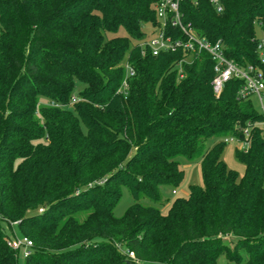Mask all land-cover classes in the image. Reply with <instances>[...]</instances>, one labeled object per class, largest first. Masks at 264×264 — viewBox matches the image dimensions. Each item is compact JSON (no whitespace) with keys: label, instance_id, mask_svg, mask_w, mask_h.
<instances>
[{"label":"trees","instance_id":"obj_1","mask_svg":"<svg viewBox=\"0 0 264 264\" xmlns=\"http://www.w3.org/2000/svg\"><path fill=\"white\" fill-rule=\"evenodd\" d=\"M159 1L0 0V264H19L13 222L32 241L24 264H264L261 131L236 151L242 175L219 140L244 138L263 116L237 96L239 79L214 94L207 52L142 45ZM218 1L221 11L181 0L183 22L238 64L257 63L264 0ZM181 158L201 159L204 185L163 213L161 187L182 180ZM123 188L133 201L115 216Z\"/></svg>","mask_w":264,"mask_h":264},{"label":"built area","instance_id":"obj_2","mask_svg":"<svg viewBox=\"0 0 264 264\" xmlns=\"http://www.w3.org/2000/svg\"><path fill=\"white\" fill-rule=\"evenodd\" d=\"M181 0H160L155 5V11L159 23L153 27V37L143 42L153 55L161 52H175L182 49L191 54L207 52L214 62V76L211 81L214 94L219 97L225 85L232 79L241 80L237 90V96L242 99L255 100L259 107L258 112L263 119L248 123L243 129L244 138L235 135H228L223 138L225 143L240 141L243 143L242 150L247 151L249 148V135L252 129L258 127L264 140V38L260 39L257 46V63L238 64L226 55L225 44L222 40L215 42L201 36L190 23H184L180 11ZM217 10L221 11L222 6L218 0H211ZM178 29L182 36H175L168 32V28ZM181 66V62L179 63ZM134 69L127 65L126 76H132ZM128 86L126 78L122 82V88ZM7 244L17 250L21 246L25 248L24 256L29 253L32 247V241L23 236L18 238L13 236L7 240ZM129 257L134 258L132 251H127Z\"/></svg>","mask_w":264,"mask_h":264},{"label":"rangeland","instance_id":"obj_3","mask_svg":"<svg viewBox=\"0 0 264 264\" xmlns=\"http://www.w3.org/2000/svg\"><path fill=\"white\" fill-rule=\"evenodd\" d=\"M143 32L146 36V39L149 40L151 37H153V28L150 22H146L142 26ZM257 34L260 38H264V35L261 31V29L257 26L256 27ZM123 32V31H122ZM121 32V33H122ZM82 84L78 83L75 88V94L81 89ZM49 105V101L46 98H42L40 102V106ZM253 105L255 108L259 109L257 106V102L253 100ZM220 141H223V138L219 139ZM218 139L210 138L206 141L207 146H211L214 143H216ZM225 143V142H224ZM243 143L240 141H234L230 143H225L224 149L221 154L222 160L226 163L227 167L236 171L238 174L242 175L245 171L244 164L236 157V151L238 149H242ZM181 167L184 170L183 178L178 183V185H163L161 187V192L163 196V200L165 201L163 204H160L159 207L163 213H167L170 203L175 198H184L187 197L189 194V188L190 186H199L203 187V177H202V170H201V159H194V160H188L185 158L180 159ZM132 198L126 188L122 189V194L117 201V203L114 206V214L115 216H121L124 211L127 209V207L132 203ZM4 226L7 227V224L4 223ZM10 229V230H9ZM6 232L9 237L16 236L18 238H21V234L18 233V228L15 222L8 225L6 228ZM28 238V237H27ZM236 239L233 238V242H235ZM24 251L25 248L21 246L19 249H17V255H18V263L24 264ZM218 264H238L235 260L227 259L225 256H220L218 258Z\"/></svg>","mask_w":264,"mask_h":264}]
</instances>
